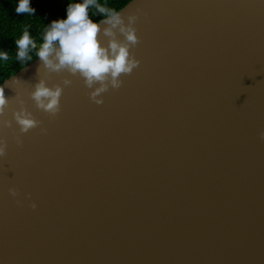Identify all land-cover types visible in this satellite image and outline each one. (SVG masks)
I'll use <instances>...</instances> for the list:
<instances>
[{
    "label": "water",
    "instance_id": "water-1",
    "mask_svg": "<svg viewBox=\"0 0 264 264\" xmlns=\"http://www.w3.org/2000/svg\"><path fill=\"white\" fill-rule=\"evenodd\" d=\"M138 7L140 66L103 105L38 57L0 84L13 121L0 130V264H264V0L119 11ZM65 77L50 119L30 93ZM17 98L48 129L23 146Z\"/></svg>",
    "mask_w": 264,
    "mask_h": 264
},
{
    "label": "clouds",
    "instance_id": "clouds-1",
    "mask_svg": "<svg viewBox=\"0 0 264 264\" xmlns=\"http://www.w3.org/2000/svg\"><path fill=\"white\" fill-rule=\"evenodd\" d=\"M90 9H95V14L103 19L94 21L90 17ZM15 11L18 15L35 14L36 9L32 7L31 0H19ZM141 12L142 9L138 7L125 20L122 11L106 7L99 0L70 2L67 6V18L53 20L48 25L42 36L43 42L36 51V56L47 70L48 78L51 79V73L65 71L79 77L86 88L94 89L88 93L90 100L96 105H103V94L119 90L124 83L121 77L131 75L140 66L141 61L131 49L141 43L135 27ZM101 35L107 37V43L100 39ZM121 35L123 39H120ZM15 43L17 59L21 62L31 61L33 58L30 51L37 49V43L30 33L25 30ZM8 58L7 52H0V61H7ZM72 82L65 77L62 83L49 86L46 79H39L30 98L37 110L47 114L50 119H55L62 110L64 89ZM10 102L4 87H0V130L12 128L13 121L4 118ZM18 103L20 108L13 110L14 120L19 127V131L14 133V140L18 146H23L24 134L38 127L42 134H47L48 129L41 127L43 121L28 110L26 101L18 99ZM259 138L264 141V131L259 133ZM7 147V139L0 138V157H6ZM8 191L13 198H17V206L22 207L23 201L18 198L21 195L19 190L12 187ZM28 198H31V194ZM30 207L35 210L37 204L32 202Z\"/></svg>",
    "mask_w": 264,
    "mask_h": 264
},
{
    "label": "trees",
    "instance_id": "trees-1",
    "mask_svg": "<svg viewBox=\"0 0 264 264\" xmlns=\"http://www.w3.org/2000/svg\"><path fill=\"white\" fill-rule=\"evenodd\" d=\"M131 0H99L109 8L122 9ZM79 0H31V5L36 9L35 14H17L15 11L19 0H0V52H7L8 60L0 61V84L17 73L24 66L37 58L38 44H41L42 36L48 25L53 20L67 18V6ZM90 17L94 21H100L102 16L95 14V9L89 10ZM27 30L37 43V49L31 50L32 60L21 62L17 59V46L15 41Z\"/></svg>",
    "mask_w": 264,
    "mask_h": 264
}]
</instances>
